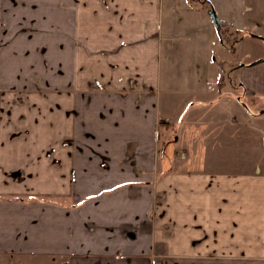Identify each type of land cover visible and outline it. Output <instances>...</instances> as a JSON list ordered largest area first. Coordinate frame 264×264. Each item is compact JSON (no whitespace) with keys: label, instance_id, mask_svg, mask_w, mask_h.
Here are the masks:
<instances>
[{"label":"crops","instance_id":"0c3cea01","mask_svg":"<svg viewBox=\"0 0 264 264\" xmlns=\"http://www.w3.org/2000/svg\"><path fill=\"white\" fill-rule=\"evenodd\" d=\"M165 1L0 0V264H264V164L157 161ZM206 1L264 25V0ZM239 80L263 106L264 61Z\"/></svg>","mask_w":264,"mask_h":264},{"label":"rangeland","instance_id":"374dc122","mask_svg":"<svg viewBox=\"0 0 264 264\" xmlns=\"http://www.w3.org/2000/svg\"><path fill=\"white\" fill-rule=\"evenodd\" d=\"M212 9L222 18L206 0H166L161 11L163 21L172 19L176 25L166 33L175 70H163L172 91L164 95L162 119L168 122L159 123L157 161L183 158L182 162L226 168L264 164V113L259 111L264 105L249 104L240 89L242 67H236L259 60L255 55L264 50V40L252 36L263 32L264 25L225 29L221 20L218 36L209 16ZM181 149L183 154L178 155ZM6 264H30V260L12 258Z\"/></svg>","mask_w":264,"mask_h":264},{"label":"water","instance_id":"95a60500","mask_svg":"<svg viewBox=\"0 0 264 264\" xmlns=\"http://www.w3.org/2000/svg\"><path fill=\"white\" fill-rule=\"evenodd\" d=\"M209 16L211 17L212 21H213L214 24H215L216 32H217L218 36H220L221 23H220V20H219V18L217 17V15H216V13H215V11H214L213 9L209 12ZM254 37H255V36H254ZM263 61H264V59H259V60L255 61V62L250 63L249 65H250V66H254V65H256V64H258V63H261V62H263ZM242 66H244V64L240 65V67H242ZM243 106H244L245 108L247 107L245 104H243Z\"/></svg>","mask_w":264,"mask_h":264},{"label":"trees","instance_id":"16d2710c","mask_svg":"<svg viewBox=\"0 0 264 264\" xmlns=\"http://www.w3.org/2000/svg\"><path fill=\"white\" fill-rule=\"evenodd\" d=\"M236 67H239V66H236ZM245 109H246L247 111H249V110H248V107H246Z\"/></svg>","mask_w":264,"mask_h":264},{"label":"flooded vegetation","instance_id":"af4514ba","mask_svg":"<svg viewBox=\"0 0 264 264\" xmlns=\"http://www.w3.org/2000/svg\"><path fill=\"white\" fill-rule=\"evenodd\" d=\"M176 139V138H175Z\"/></svg>","mask_w":264,"mask_h":264}]
</instances>
